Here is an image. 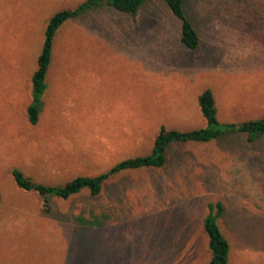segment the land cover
<instances>
[{
    "label": "rangeland",
    "instance_id": "1",
    "mask_svg": "<svg viewBox=\"0 0 264 264\" xmlns=\"http://www.w3.org/2000/svg\"><path fill=\"white\" fill-rule=\"evenodd\" d=\"M82 1L0 0V264H208L203 221L216 202L227 264H264V135L173 143L164 167L122 172L99 196L17 188L13 169L57 186L150 154L161 126L204 128V90L221 124L264 113V0H184L193 51L162 0H146L136 16L103 7L60 27L30 125L47 20Z\"/></svg>",
    "mask_w": 264,
    "mask_h": 264
},
{
    "label": "trees",
    "instance_id": "2",
    "mask_svg": "<svg viewBox=\"0 0 264 264\" xmlns=\"http://www.w3.org/2000/svg\"><path fill=\"white\" fill-rule=\"evenodd\" d=\"M146 0H83L73 9H63L54 13L48 20L43 32V43L36 60V68L30 77V103L26 108V119L32 126L38 124L43 108V98L47 90V71L50 66L54 41L57 31L69 20L76 19L85 13L99 8H110L130 16H136ZM172 17L179 24V41L187 50H195L200 43L198 33L185 12L184 0H162ZM201 115L206 126L192 131H178L161 126L154 136L150 154L123 160L107 171L96 176H78L57 186L45 185L35 181L18 169L11 174L18 189L33 192L45 200L55 197L67 200L82 191L91 196H99L104 184L112 177L131 170L162 168L166 165V151L173 143H209L224 135H241L246 142L253 144L264 135V113L256 119L240 123L221 124L217 120V109L212 92L204 90L197 98ZM223 212L221 202L207 205V215L203 228L208 239L210 259L208 264H227L229 243L223 235L218 219Z\"/></svg>",
    "mask_w": 264,
    "mask_h": 264
},
{
    "label": "crops",
    "instance_id": "3",
    "mask_svg": "<svg viewBox=\"0 0 264 264\" xmlns=\"http://www.w3.org/2000/svg\"><path fill=\"white\" fill-rule=\"evenodd\" d=\"M107 117V116H106Z\"/></svg>",
    "mask_w": 264,
    "mask_h": 264
}]
</instances>
